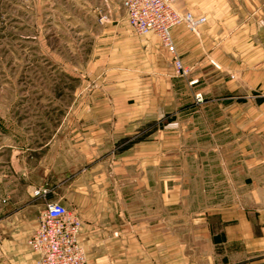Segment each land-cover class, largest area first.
Listing matches in <instances>:
<instances>
[{"label":"rangeland","instance_id":"1","mask_svg":"<svg viewBox=\"0 0 264 264\" xmlns=\"http://www.w3.org/2000/svg\"><path fill=\"white\" fill-rule=\"evenodd\" d=\"M184 1L208 29L178 44L181 75L155 34L128 26L122 0H0V225L6 197L26 184L16 176L5 185V131L41 145L75 97L114 99L96 105L114 115L97 117L100 148L79 169L89 196L121 192L139 211L131 222L165 201L173 214L229 204V182L245 175L264 139L256 132L264 129V0ZM113 121L123 135L110 148ZM61 172L60 186L49 176L50 191L34 201L40 211L51 198L77 210L68 168ZM4 252L0 264H15Z\"/></svg>","mask_w":264,"mask_h":264},{"label":"crops","instance_id":"2","mask_svg":"<svg viewBox=\"0 0 264 264\" xmlns=\"http://www.w3.org/2000/svg\"><path fill=\"white\" fill-rule=\"evenodd\" d=\"M188 6L184 0L177 2L178 9L187 10ZM207 29L208 23L204 22L194 31L184 24L174 26L171 35L177 53L181 54L178 44L189 33L203 34ZM157 43L168 51L159 38ZM109 100L114 99L73 98V106L68 108L64 122L58 124L41 145L34 146L29 139L26 143L24 133L5 131L1 146L10 158L4 162L5 185L16 176L26 179L23 191L8 194V201L3 199L6 215L0 225V247L5 249L6 261L38 264V253L26 245L40 212L34 203L40 197L35 191L44 188L49 176L58 177L53 183L60 186L61 170L67 167L69 191L74 193L71 197L82 220L78 238L88 264H264V139H260V154L245 160V175L229 182V204L212 209L207 215L204 209L191 214L187 210L173 214L165 201L163 207L150 211L149 219L131 222L125 217L135 216L139 211L125 207L121 192L91 197L85 175L79 171L100 148L104 134L101 119L97 117L114 115L112 107L96 106L112 104ZM114 123L111 132L105 134L110 148L123 135L117 131L119 125ZM256 132L264 135V129ZM99 178L95 176L94 180ZM83 216L92 217V222L84 223Z\"/></svg>","mask_w":264,"mask_h":264},{"label":"built area","instance_id":"3","mask_svg":"<svg viewBox=\"0 0 264 264\" xmlns=\"http://www.w3.org/2000/svg\"><path fill=\"white\" fill-rule=\"evenodd\" d=\"M179 0H122L128 26L138 34L153 33L171 54L176 72L187 74L178 56L171 29L179 24L194 30L205 22L204 15L177 8ZM103 21V16L100 17ZM48 189H37L35 195L45 196ZM82 220L75 209L58 201L46 202L39 212L38 223L26 242L38 253V264H88L84 247L79 242Z\"/></svg>","mask_w":264,"mask_h":264}]
</instances>
